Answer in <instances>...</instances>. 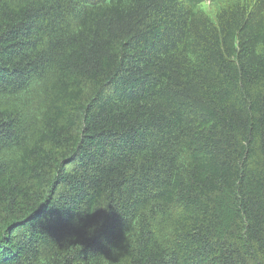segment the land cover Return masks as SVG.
Instances as JSON below:
<instances>
[{"label": "trees", "instance_id": "1", "mask_svg": "<svg viewBox=\"0 0 264 264\" xmlns=\"http://www.w3.org/2000/svg\"><path fill=\"white\" fill-rule=\"evenodd\" d=\"M192 3L0 0V264H264V0Z\"/></svg>", "mask_w": 264, "mask_h": 264}, {"label": "rangeland", "instance_id": "2", "mask_svg": "<svg viewBox=\"0 0 264 264\" xmlns=\"http://www.w3.org/2000/svg\"><path fill=\"white\" fill-rule=\"evenodd\" d=\"M203 1H204V2H203V4H204V8H205V9H208V10H211L210 7L207 6V2H206V0H203ZM213 7H214V5H213Z\"/></svg>", "mask_w": 264, "mask_h": 264}]
</instances>
